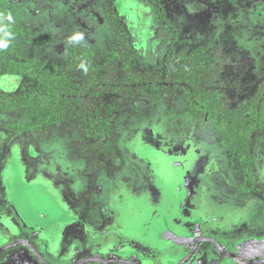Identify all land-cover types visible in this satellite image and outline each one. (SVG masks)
<instances>
[{"label": "rangeland", "instance_id": "374dc122", "mask_svg": "<svg viewBox=\"0 0 264 264\" xmlns=\"http://www.w3.org/2000/svg\"><path fill=\"white\" fill-rule=\"evenodd\" d=\"M8 13L0 95L16 101L0 111V247L28 239L50 264L75 245L73 257L95 256L136 237L135 209L156 203L167 224L264 259V0H0ZM25 62L121 87L72 93L51 77L49 102L5 68Z\"/></svg>", "mask_w": 264, "mask_h": 264}, {"label": "crops", "instance_id": "0c3cea01", "mask_svg": "<svg viewBox=\"0 0 264 264\" xmlns=\"http://www.w3.org/2000/svg\"><path fill=\"white\" fill-rule=\"evenodd\" d=\"M155 210H158L156 203L152 206L144 204L135 209V212H138V214H135L140 217V221L135 225L132 224L131 230L135 231L136 237L127 234L130 230H126V233L123 231L125 233L123 241L117 238V241H114L115 244L113 242L114 246L103 249L100 254L106 256L133 254V256H137L135 261L137 264H245L236 259H230L229 256L221 254L217 249H205V246L202 249L201 244L193 250V233L191 231L193 228L190 230V227L183 225L182 222L169 225L164 222L165 218L156 215ZM185 226L187 231L184 230ZM120 230L119 228L118 231ZM76 247V245L73 246L74 252ZM52 249L50 247L49 250ZM74 252L70 250V253H68L70 259L60 257L58 261L62 264H71L72 259H75L72 256ZM85 264L99 263L89 262Z\"/></svg>", "mask_w": 264, "mask_h": 264}, {"label": "trees", "instance_id": "16d2710c", "mask_svg": "<svg viewBox=\"0 0 264 264\" xmlns=\"http://www.w3.org/2000/svg\"><path fill=\"white\" fill-rule=\"evenodd\" d=\"M125 43H123L122 48L124 47ZM128 55V54H127ZM122 58V57H121ZM11 67H5L7 69V71H17V73L22 74L24 77L27 78H32V79H37V83L41 84V90L38 89V92L36 94H34V96H38L40 95L42 98L45 97V99L52 101L54 98H56V96L54 94H52V91L47 93L45 91H47L46 88L48 82L50 81L51 77H57L60 80H65L67 82L68 87H66V91L68 92H72L74 93V89L72 87H69V85L75 86L77 85L78 82H80V86H78V88H83L84 90H86L87 92H93L98 90L101 87H106V86H110V85H116V87L114 86V90L116 91L118 87H121L120 84H117V76H116V80L114 81L113 84L110 83H103V82H99L100 80H96L94 78V74L90 73L89 71L87 72L88 74L86 75V77L84 76L82 78V80L79 79L78 82H73L69 79L70 76H68L67 78H65L64 73L61 74L63 71H59L56 66L53 65H49L45 62V64L43 65V67H40V65H32L30 62H25L23 65L19 66H12ZM84 71L87 70L88 68H91L92 65L90 64V61L86 62L84 65ZM2 68L0 66V72H1ZM5 72V71H4ZM1 74V73H0ZM109 75V76H108ZM113 74L111 73V71H109L107 69L106 74L104 75L105 78H113ZM124 80L120 81V83H122ZM141 87V86H140ZM142 88V87H141ZM113 91V88H111ZM45 92V93H44ZM44 94H46V96H44ZM62 99V97H61ZM74 99H77L74 98ZM15 99L11 100L8 98V96L6 95H0V111L6 109V107H10V106H14L15 104ZM226 115L222 114L220 119H216L218 122H222L224 121L225 123H227ZM214 117V116H212ZM228 124V123H227ZM235 125L238 126V122L235 120Z\"/></svg>", "mask_w": 264, "mask_h": 264}, {"label": "water", "instance_id": "95a60500", "mask_svg": "<svg viewBox=\"0 0 264 264\" xmlns=\"http://www.w3.org/2000/svg\"><path fill=\"white\" fill-rule=\"evenodd\" d=\"M199 239H205V238H199ZM206 239H208V238H206ZM210 241L216 246V249L218 250V252H220L223 255L230 256V257L238 260L239 262L246 263V264L257 262V261L246 260V259L241 258L240 256H238L236 254H233L231 252H227V251L223 250L221 248L220 243L218 241L214 240V239H210ZM19 245H26L30 249L32 254L42 264H50L44 258H42L40 256V254L38 253L37 249L26 239H19V240L15 241V242H11L9 244H6V245L0 247V253L5 252L7 250H10V249H12L14 247H17ZM86 262H96V263H99V264H110V263H115V264H137L132 259H124V258H119V257H116V256H111V257H107V258H97V257L84 258V259L80 260L76 264H82V263H86Z\"/></svg>", "mask_w": 264, "mask_h": 264}, {"label": "flooded vegetation", "instance_id": "af4514ba", "mask_svg": "<svg viewBox=\"0 0 264 264\" xmlns=\"http://www.w3.org/2000/svg\"><path fill=\"white\" fill-rule=\"evenodd\" d=\"M163 218H165V217H163ZM165 223H166V220L164 221ZM192 245H193V250L194 249H196L200 244L201 245H204L205 243H207V242H211L210 241V239H213V238H209V237H203V236H201V237H197V236H195L194 237V234H192ZM22 238H24V237H22ZM199 238H205V239H199ZM206 238H208V239H206ZM199 239V240H198ZM19 240V239H18ZM26 240H28V239H26ZM215 240V239H214ZM17 241V240H16ZM29 241V240H28ZM31 243V242H30ZM33 245V244H32ZM34 246V245H33ZM19 247H26V248H28L26 245H19V246H17V247H14V248H12V249H15V248H19ZM35 247V246H34ZM45 247H47V246H45ZM216 247V246H215ZM36 248V247H35ZM48 248V247H47ZM222 248V247H221ZM12 249H10V250H12ZM37 249V248H36ZM48 249H50V248H48ZM9 251V250H8ZM8 251H6V252H8ZM37 251H38V253L40 254V256L42 257V258H44L43 256V254H42V252L40 253L39 252V250L37 249ZM226 251V250H225ZM227 252H229V251H227ZM27 256L26 257H17V256H14V254L12 253L10 256H7L5 259H8V261H9V263H6V264H42L41 262H39V260L32 254V252L30 251V249L28 248L27 249ZM101 252H99L98 254H96L95 256H85L84 258H90V257H97V258H107V257H105V256H103V255H101L100 254ZM231 253H233V252H231ZM0 254H2V253H0ZM233 254H235V253H233ZM43 255V256H42ZM46 257V256H45ZM230 257V256H229ZM83 257L82 258H76L75 257V259L72 261V263L71 264H76V263H78L80 260H82V259H84ZM242 258V257H241ZM70 259V258H69ZM230 259H234V258H232V257H230ZM246 260H251V261H257V262H254V263H250V264H259V263H261V262H263L264 261V259H260V258H255V259H253V258H248V259H246ZM47 261V260H46ZM48 261H50L49 259H48ZM47 261V262H48ZM55 259H54V263H55ZM50 262H52V261H50ZM49 263V262H48ZM53 263V262H52ZM86 263H89V262H86ZM55 264H57V263H55ZM82 264H85V263H82ZM246 264V263H245Z\"/></svg>", "mask_w": 264, "mask_h": 264}, {"label": "clouds", "instance_id": "9594fccd", "mask_svg": "<svg viewBox=\"0 0 264 264\" xmlns=\"http://www.w3.org/2000/svg\"><path fill=\"white\" fill-rule=\"evenodd\" d=\"M6 20L7 23H3ZM13 22V17L11 13L6 16H0V51L7 49L13 38V32L11 31V23ZM83 40V34L80 32H75L69 37V43H75Z\"/></svg>", "mask_w": 264, "mask_h": 264}]
</instances>
